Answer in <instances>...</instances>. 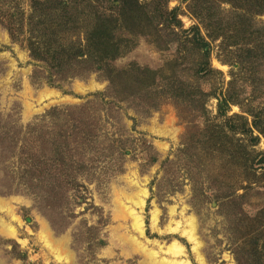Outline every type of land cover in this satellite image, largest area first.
I'll return each mask as SVG.
<instances>
[{
  "label": "rangeland",
  "instance_id": "obj_1",
  "mask_svg": "<svg viewBox=\"0 0 264 264\" xmlns=\"http://www.w3.org/2000/svg\"><path fill=\"white\" fill-rule=\"evenodd\" d=\"M33 1L0 0V264H237L253 237L264 252V136L239 106L219 111L221 92L264 107V83L231 85L215 55L220 72L199 79L175 45L137 37L111 67L157 71L151 89L120 102L105 73L51 85L28 49L35 23H19ZM75 1L80 34L109 11ZM179 86L189 96L174 98ZM199 88L218 94L205 109Z\"/></svg>",
  "mask_w": 264,
  "mask_h": 264
},
{
  "label": "trees",
  "instance_id": "obj_2",
  "mask_svg": "<svg viewBox=\"0 0 264 264\" xmlns=\"http://www.w3.org/2000/svg\"><path fill=\"white\" fill-rule=\"evenodd\" d=\"M91 1L102 2L105 6L110 3L109 11L92 15L90 28L82 34L78 30L81 22L89 24V21L87 15L85 20L79 12L80 3L75 0H34L35 14L27 17L22 13L21 26L25 20L35 23L32 34L36 37L28 39L27 45L33 59L48 72L49 84L105 73L110 82V95L120 102L134 97L144 88L151 89L160 74L157 71L134 64L122 70L111 67V63L122 57L137 37H144L158 49L175 45L182 57L191 58L194 76L199 79L220 72L209 69L215 55L221 63L232 67L231 85L244 82L253 86V92L263 88L264 0H180V5L175 8L170 7L171 0ZM182 15L194 22L190 28H185ZM11 24L7 25L8 31L17 41L19 33L24 31ZM73 34L77 35L76 40L69 39ZM80 35L83 39L79 38ZM192 53L195 58L197 56L195 65ZM182 57H176L174 63H179ZM182 88H172V96L177 99L189 96ZM196 93L200 95L196 94L195 98L202 96L197 102L204 109L206 100L203 96L218 95L215 89L210 95L201 89ZM231 93L221 92V115H226L232 104L237 105L245 115L235 117L242 119L245 126L253 118V128L264 136V107L251 103L241 105ZM227 120L233 119L229 117ZM230 128L234 126L230 125ZM63 135L70 136L68 133ZM252 239L249 247L236 253L237 264H264L263 246L259 248V243L254 237Z\"/></svg>",
  "mask_w": 264,
  "mask_h": 264
},
{
  "label": "bare ground",
  "instance_id": "obj_3",
  "mask_svg": "<svg viewBox=\"0 0 264 264\" xmlns=\"http://www.w3.org/2000/svg\"><path fill=\"white\" fill-rule=\"evenodd\" d=\"M138 225V224H137ZM195 244H197V243H195ZM176 248V247H175ZM198 251V250H197ZM199 253V252H198Z\"/></svg>",
  "mask_w": 264,
  "mask_h": 264
}]
</instances>
